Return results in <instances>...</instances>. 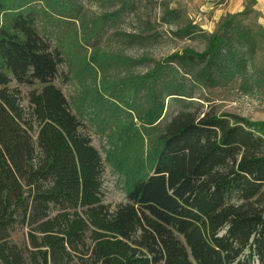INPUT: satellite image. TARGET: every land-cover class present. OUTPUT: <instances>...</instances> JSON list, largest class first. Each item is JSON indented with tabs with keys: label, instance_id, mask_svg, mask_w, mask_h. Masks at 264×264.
Here are the masks:
<instances>
[{
	"label": "trees",
	"instance_id": "obj_1",
	"mask_svg": "<svg viewBox=\"0 0 264 264\" xmlns=\"http://www.w3.org/2000/svg\"><path fill=\"white\" fill-rule=\"evenodd\" d=\"M88 1L100 10L87 13ZM141 1L0 0V264H264V121L187 107L161 119L168 96L262 91L264 27L243 22L246 8L208 34L162 7L158 24L202 40V50L153 60L102 47L106 34L160 41L149 18L137 33L116 30ZM148 61L145 71L111 74ZM61 65L112 101L118 121L135 117L162 142L152 169L115 208L104 202L102 157L80 102L71 105L52 83ZM13 80L42 86L24 105ZM17 224L27 228L24 246L11 238Z\"/></svg>",
	"mask_w": 264,
	"mask_h": 264
},
{
	"label": "rangeland",
	"instance_id": "obj_2",
	"mask_svg": "<svg viewBox=\"0 0 264 264\" xmlns=\"http://www.w3.org/2000/svg\"><path fill=\"white\" fill-rule=\"evenodd\" d=\"M254 2L255 0H142L139 3L138 13L130 15L122 23L117 24L116 30L137 33L145 26L141 25L142 21L149 18L151 22L157 23L156 29L161 33L160 41L144 45L133 41L123 43L110 36L108 38V34H106L101 38V45L129 57H147L153 60L161 59L171 53L181 52L185 48L202 50L204 47L202 40L179 38L171 33L174 26L158 24L162 7L178 9L183 23L190 21L208 34H213L221 23L231 15L246 8L253 10ZM85 9L89 14L97 13L100 10L89 1L85 3ZM241 17L242 15H237V18ZM243 22L264 27L259 14L255 11L244 16ZM259 62L261 66L264 65V45L259 51ZM150 65L151 61H148L145 66L119 68L111 74L122 77L128 73L145 71ZM69 75L67 67L61 65L52 83L61 89L71 105H77L76 102H80L82 108L80 119L85 130L91 136L92 144L99 150L102 157L104 202L115 208L119 204L128 202L127 195L134 183L146 176L152 169L162 142L154 137L155 134L152 130L141 126L135 117L133 124L129 121H118L121 119V112L118 114V109L112 101L103 99L93 89L89 80H86V83L81 76L79 79H70ZM8 86L17 87L21 93L22 103L28 105V93L32 89H40L42 84L38 82L33 84L18 83L13 80ZM196 96L200 98H191L196 101L168 96L164 102L161 119L165 121L173 113L187 107L199 115L205 111H211L216 114H235L254 121H264V88L252 95H245L238 90L231 91L220 88L202 92L197 89ZM110 97L114 99V95ZM136 104H142L140 94L136 99ZM123 122H126L128 126H124ZM26 230V227L17 224L11 232L13 241L24 246Z\"/></svg>",
	"mask_w": 264,
	"mask_h": 264
},
{
	"label": "crops",
	"instance_id": "obj_3",
	"mask_svg": "<svg viewBox=\"0 0 264 264\" xmlns=\"http://www.w3.org/2000/svg\"><path fill=\"white\" fill-rule=\"evenodd\" d=\"M252 9L259 14L260 20L264 24V0H255Z\"/></svg>",
	"mask_w": 264,
	"mask_h": 264
}]
</instances>
